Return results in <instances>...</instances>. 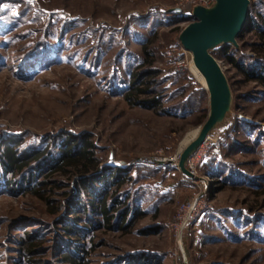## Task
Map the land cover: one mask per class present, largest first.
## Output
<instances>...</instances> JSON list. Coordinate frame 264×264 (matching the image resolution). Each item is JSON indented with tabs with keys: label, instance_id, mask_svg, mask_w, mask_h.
Returning <instances> with one entry per match:
<instances>
[{
	"label": "rangeland",
	"instance_id": "obj_1",
	"mask_svg": "<svg viewBox=\"0 0 264 264\" xmlns=\"http://www.w3.org/2000/svg\"><path fill=\"white\" fill-rule=\"evenodd\" d=\"M179 2L0 0V151L14 138L18 152L56 154L70 134L90 137L103 165L113 153L127 169L121 184L107 175V185L95 187L108 190L109 203L118 199L111 211L131 220L119 229L82 223L84 236H67L64 205L76 191L69 172L58 171L62 161L29 187L18 174L11 187L0 166V264H65L61 253L75 243L88 251V264H264V86L230 64L223 47L213 49L233 102L191 157L195 177L187 176L180 152L207 119L210 99L192 54L178 44L181 31L172 30L188 24L170 11ZM251 5L257 18L264 0ZM152 32L160 71L152 89L162 105L131 106L124 93ZM255 41L249 32L233 50L249 66ZM186 101L191 111L176 116ZM27 232L38 245L29 259L20 255Z\"/></svg>",
	"mask_w": 264,
	"mask_h": 264
},
{
	"label": "trees",
	"instance_id": "obj_2",
	"mask_svg": "<svg viewBox=\"0 0 264 264\" xmlns=\"http://www.w3.org/2000/svg\"><path fill=\"white\" fill-rule=\"evenodd\" d=\"M251 6L247 26L238 39L244 38L249 32L255 34L256 41L253 43L252 48L255 50L256 55L250 63L252 65L249 66L240 57L236 56L233 51L234 46L232 45H226L221 50L230 64L238 68L247 78H251L257 84L264 86V11H259L256 14L257 18H255L252 15ZM172 30L178 32L181 31V27H175ZM157 36V32H152L150 36L145 38L146 40L142 45L143 57L138 63L139 70L133 74L128 90L124 93V99L131 106H150L154 108L155 106L162 105L161 96L155 89H152L155 78L160 73L159 69L153 67L155 62L154 44ZM140 78L147 79L142 87L138 83ZM190 102L192 101L190 100ZM188 106L189 102L186 101L180 106L174 107L175 115L180 117L184 116L186 113H184L183 110L186 109L190 112L191 110ZM179 110L183 111V113L179 114ZM200 122H203V120ZM89 138L90 137L76 139L74 134H70L68 138L65 137V139L60 141L61 149H59L56 154L50 150L42 152L39 149L18 152L16 148L18 144H13L16 139L11 138L2 143L1 146L3 150L0 151V166L4 173L11 176L7 182L11 187L16 185V181H14L13 178L17 174L22 177L23 181L28 182L30 178L37 180L36 178L39 177L37 173L39 171L44 168L47 170H55L56 167L53 166L54 163L62 161L57 166V168L59 167L62 169L58 171L62 172V170H66L69 172V178L74 180L73 191H76V195L64 205V219L70 216L72 220H64L66 223L61 228L67 236H77L78 238L84 236L83 232L85 231L80 227L82 223L87 230H92L99 228L102 223L101 221L107 224V226H112V228L116 229H119L120 226L126 227L131 222V220L129 222L126 220L128 213L125 212L123 215L118 213L117 215L115 211H111V207L118 200L116 197L109 203L107 196L108 190H96L95 187L98 181H103V183L107 185V175L109 178L114 177V179L118 181V185L121 184L125 178V176H121L127 174V169L124 167H114L111 169L109 165H103V162H100L98 156H96L94 143H92ZM62 164L64 165L61 167ZM42 182L45 183V181ZM38 184H42L41 181H39ZM29 186L30 181L28 182V187ZM29 191L36 195L39 194V191L35 189H30ZM66 193L69 195L70 192ZM82 195L88 196L86 202L81 201ZM47 200L50 199L48 198ZM58 205H61V208L63 207L62 204ZM126 221L128 223H126ZM28 233L29 232L26 234V239L21 241L22 246L20 247V255L25 259H29V256L36 252L35 250L38 246L34 241L35 238ZM61 245H63V243H61ZM86 253H88V251L84 247H80L75 243L71 247L64 249L61 253V258L65 264H88L85 256ZM147 259L149 260L150 258L147 257Z\"/></svg>",
	"mask_w": 264,
	"mask_h": 264
},
{
	"label": "water",
	"instance_id": "obj_3",
	"mask_svg": "<svg viewBox=\"0 0 264 264\" xmlns=\"http://www.w3.org/2000/svg\"><path fill=\"white\" fill-rule=\"evenodd\" d=\"M251 0H216L209 7L196 5L190 14L182 9L170 11L188 21L179 34L183 48L192 54L195 67L205 79L209 93L210 110L205 122L180 152L179 168L189 177H195L188 163L197 149L210 137L211 131L227 116L233 94L226 73L213 54L214 48L226 45L239 47L238 37L245 30L250 16ZM107 165L121 167L110 154Z\"/></svg>",
	"mask_w": 264,
	"mask_h": 264
},
{
	"label": "built area",
	"instance_id": "obj_4",
	"mask_svg": "<svg viewBox=\"0 0 264 264\" xmlns=\"http://www.w3.org/2000/svg\"><path fill=\"white\" fill-rule=\"evenodd\" d=\"M216 0H180V2L177 4L176 8H180L182 9L183 13H188L190 14L194 8V6L196 5H201V6H205V7H209L212 4L215 3ZM175 16L180 17L179 14H175ZM178 44L180 45V47L185 50L183 48V46L181 45L180 42H178ZM193 60V58H192ZM209 138H207L205 140V142L208 140ZM191 159L189 160L190 163Z\"/></svg>",
	"mask_w": 264,
	"mask_h": 264
},
{
	"label": "bare ground",
	"instance_id": "obj_5",
	"mask_svg": "<svg viewBox=\"0 0 264 264\" xmlns=\"http://www.w3.org/2000/svg\"><path fill=\"white\" fill-rule=\"evenodd\" d=\"M193 70L195 72V74L198 76V77H203L202 74L199 72V70L195 67V65L193 66ZM205 84V83H204ZM196 132L188 139L186 140L184 143H183V146L185 147V145L191 140L194 138ZM190 136V135H189Z\"/></svg>",
	"mask_w": 264,
	"mask_h": 264
}]
</instances>
